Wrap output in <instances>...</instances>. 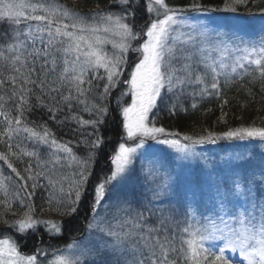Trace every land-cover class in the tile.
<instances>
[{
    "label": "rangeland",
    "instance_id": "obj_1",
    "mask_svg": "<svg viewBox=\"0 0 264 264\" xmlns=\"http://www.w3.org/2000/svg\"><path fill=\"white\" fill-rule=\"evenodd\" d=\"M115 4L117 11L81 12L57 0H0V20L19 30L2 50L16 57L26 42L43 37L64 79L74 84L91 74L104 86L102 96H113L122 131L110 172L95 184L88 182L94 165L88 141L80 142L86 154L80 157L69 142L39 139L57 202L73 210L88 183L91 196L81 234L48 255L21 251L11 232L40 227L59 234V217L38 215L27 196L31 173L22 176L0 159V196L25 209L0 232V264H173L171 244L189 255L202 246L264 264V130L191 137L154 123L158 102L180 104L210 92L218 78L230 84L263 73L264 14L175 8L164 0ZM138 8L145 15L135 21ZM80 122L95 128L98 119Z\"/></svg>",
    "mask_w": 264,
    "mask_h": 264
},
{
    "label": "trees",
    "instance_id": "obj_2",
    "mask_svg": "<svg viewBox=\"0 0 264 264\" xmlns=\"http://www.w3.org/2000/svg\"><path fill=\"white\" fill-rule=\"evenodd\" d=\"M57 1L81 12L92 8L101 12L117 11L115 0ZM164 3L175 8L222 9L226 6L239 14H264V0H164ZM140 8L134 9L136 18H132L135 21L144 19V10ZM3 20H0V159L22 176L31 173L33 178L27 196H30L38 215L59 217V234L40 227L25 234L15 235L14 231L11 234L26 254H37L38 251L40 255L49 254L83 231V222L91 212V196L86 190H89L90 182L95 184L110 172L108 159L122 133L121 117L112 101L113 96H102L100 90L104 86L98 85L97 78L85 75L82 81L74 84L70 82V77L63 78L56 61L58 55L53 47L46 49L43 37L26 42L16 57L12 50H2V46L6 47L19 36V30L11 27V21L8 19L5 25ZM216 80L217 85L210 92L194 100L184 97L181 101L176 100L180 103L176 105L158 102L154 111L156 126L191 137L217 136L238 129L264 130V72L257 78L247 76L230 84L220 78ZM97 113L99 117L95 128L89 125L85 128L80 122L81 119L97 120L91 117ZM78 124L83 125L80 128ZM82 128L86 131L85 135ZM91 130L92 140H86ZM44 136L69 142L76 156L86 157L85 152L92 150V174L73 210L57 202L46 182V171L42 167H45L48 155L42 151L39 142ZM82 141H88L85 152L79 147ZM24 211L12 198L0 196V232L5 233L14 220L21 219ZM171 249L173 264H245L218 256L202 246L192 255L177 244H171Z\"/></svg>",
    "mask_w": 264,
    "mask_h": 264
}]
</instances>
